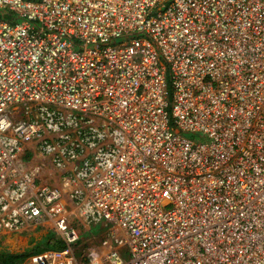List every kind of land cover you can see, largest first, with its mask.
Masks as SVG:
<instances>
[{
	"label": "built area",
	"instance_id": "built-area-1",
	"mask_svg": "<svg viewBox=\"0 0 264 264\" xmlns=\"http://www.w3.org/2000/svg\"><path fill=\"white\" fill-rule=\"evenodd\" d=\"M48 232L10 264H264V0H0L1 247Z\"/></svg>",
	"mask_w": 264,
	"mask_h": 264
},
{
	"label": "rangeland",
	"instance_id": "rangeland-1",
	"mask_svg": "<svg viewBox=\"0 0 264 264\" xmlns=\"http://www.w3.org/2000/svg\"><path fill=\"white\" fill-rule=\"evenodd\" d=\"M125 39H120L115 41V44L123 42ZM80 243L77 254L81 253L87 255L89 250L99 247L103 240L106 239V234L109 230L108 227L104 225H90L89 229L86 230L84 227L80 228ZM40 230H36L33 235L39 234ZM51 233V232H50ZM41 236L30 237L23 236L22 238H12L9 241V248L1 247L0 240V264H10L16 260H13L10 256H16L19 254L26 253L31 249L37 242H40ZM3 249V250H1Z\"/></svg>",
	"mask_w": 264,
	"mask_h": 264
},
{
	"label": "trees",
	"instance_id": "trees-1",
	"mask_svg": "<svg viewBox=\"0 0 264 264\" xmlns=\"http://www.w3.org/2000/svg\"><path fill=\"white\" fill-rule=\"evenodd\" d=\"M65 249H66V245L64 244V242L61 241L53 233L48 232L43 238H41L40 242H37L26 253L19 254L16 256H10V257L13 258V260H15L29 255L41 253L44 251L61 252L64 251Z\"/></svg>",
	"mask_w": 264,
	"mask_h": 264
},
{
	"label": "crops",
	"instance_id": "crops-1",
	"mask_svg": "<svg viewBox=\"0 0 264 264\" xmlns=\"http://www.w3.org/2000/svg\"><path fill=\"white\" fill-rule=\"evenodd\" d=\"M46 234H43V235H39V236H41L42 238L45 236Z\"/></svg>",
	"mask_w": 264,
	"mask_h": 264
}]
</instances>
